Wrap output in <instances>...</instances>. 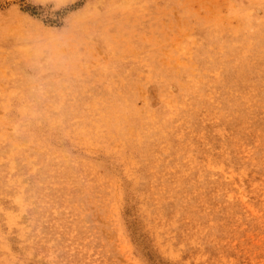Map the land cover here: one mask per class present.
Returning <instances> with one entry per match:
<instances>
[{
    "label": "rangeland",
    "instance_id": "374dc122",
    "mask_svg": "<svg viewBox=\"0 0 264 264\" xmlns=\"http://www.w3.org/2000/svg\"><path fill=\"white\" fill-rule=\"evenodd\" d=\"M0 264H264V0H0Z\"/></svg>",
    "mask_w": 264,
    "mask_h": 264
}]
</instances>
